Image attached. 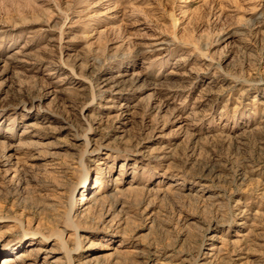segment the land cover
I'll use <instances>...</instances> for the list:
<instances>
[{"label":"rangeland","instance_id":"374dc122","mask_svg":"<svg viewBox=\"0 0 264 264\" xmlns=\"http://www.w3.org/2000/svg\"><path fill=\"white\" fill-rule=\"evenodd\" d=\"M262 103L264 0H0V264H264Z\"/></svg>","mask_w":264,"mask_h":264},{"label":"bare ground","instance_id":"6f19581e","mask_svg":"<svg viewBox=\"0 0 264 264\" xmlns=\"http://www.w3.org/2000/svg\"><path fill=\"white\" fill-rule=\"evenodd\" d=\"M102 88H106L107 92L109 91V89L113 92H117L119 90V82L116 79H105L102 81ZM173 87V86H172ZM156 88V87H155ZM179 89L176 88H171V89H166L165 92L168 95V97L174 96L178 93ZM160 92V91H159ZM112 93V92H111ZM160 97V96H159ZM262 105L264 106V103H262ZM264 108V107H263ZM117 111V116L116 119L120 122V120L122 119H126L128 116V107H125L124 105H121L119 107H116L115 109ZM184 119V116L179 115V117L177 118V123H181V121ZM122 124V123H121ZM96 125V123H95ZM152 129V128H151ZM31 132V131H30ZM158 133V131H155V133ZM196 132V131H195ZM29 133V132H28ZM153 134V135H154ZM152 135V136H153ZM32 136H36V135H32ZM87 142V141H86ZM86 144V143H85ZM141 148V147H140ZM14 147L9 148L6 153L3 155V157L1 158L0 162L3 163V166H10L12 164V161H14V157H15V153L16 150H14ZM91 153V152H90ZM82 202H84L82 204V208L81 211H84L86 209V200L85 198H81L80 199ZM13 244V243H12ZM13 249H16L18 247V245L16 246H12ZM10 244L5 245L6 249H12ZM209 251H212L213 248L208 249ZM35 250L31 251L30 253L34 252ZM29 253V254H30ZM207 254H211V253H207ZM30 257V255L26 254V253H19L15 256H9L3 259V263L2 264H26V260H28V258ZM53 263H55V261H52Z\"/></svg>","mask_w":264,"mask_h":264}]
</instances>
